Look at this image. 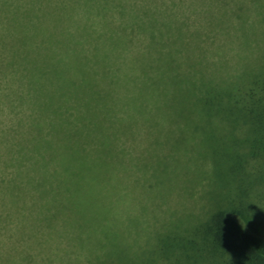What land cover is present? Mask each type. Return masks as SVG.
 Returning <instances> with one entry per match:
<instances>
[{"label":"trees","instance_id":"obj_1","mask_svg":"<svg viewBox=\"0 0 264 264\" xmlns=\"http://www.w3.org/2000/svg\"><path fill=\"white\" fill-rule=\"evenodd\" d=\"M0 114V264H137L125 214L144 171L128 158L148 123L217 125L199 169L226 186L248 163L264 183V0H0ZM236 190L203 203L190 236L172 220L144 235L148 254L264 261L231 206L264 216Z\"/></svg>","mask_w":264,"mask_h":264},{"label":"rangeland","instance_id":"obj_2","mask_svg":"<svg viewBox=\"0 0 264 264\" xmlns=\"http://www.w3.org/2000/svg\"><path fill=\"white\" fill-rule=\"evenodd\" d=\"M5 116L6 114H0V119ZM148 125L150 129L146 134L142 137H135L133 140L134 154L128 158L129 168L136 172L144 171L142 177L136 174L131 177V180L128 179L135 213L129 211L125 214L127 222L131 217L130 223H125L126 237L129 246L136 248L134 256L137 264H179L177 255L181 257L180 250L166 254L161 248L155 249L149 255L151 244L147 240L142 242L144 235H149L152 242L157 241L159 234L169 229L171 226L169 221L172 220L180 224L177 225L179 226L177 230L181 234L190 236L188 232L182 233L184 228L195 223L199 211L201 215L206 212L204 207L200 210L203 203L208 205L209 210L213 209L217 191L222 192L228 187L237 189L238 200L244 198L250 201L252 207L260 210V216H264V183L258 184L250 181L246 176L250 170L248 163L237 173H233L234 177L230 175L231 179L226 186H222L218 178L212 180L210 174L199 169L200 167L204 169V166L206 168L209 163L207 156L203 155L205 154L203 138L206 134L217 131L219 129L217 125L180 123L176 124L175 130L153 123H148ZM227 128L230 127H224L221 130L227 132ZM239 150L243 151L242 148ZM190 152L193 153L190 156L195 155L199 161L194 160V163L193 159L187 160V157L182 156ZM208 155L211 154L208 152ZM203 192H206V196ZM233 204L231 206L233 212L243 215L245 220L252 223L257 233L264 235V219L261 220L258 215V218L246 216L238 201ZM134 216H136L135 221ZM121 229L123 230L124 226ZM133 232L134 236L132 234L128 236V233ZM231 253L228 254L229 261L226 264H232V262L234 264H264L262 259L249 258L238 249ZM212 259L214 258H210L208 264L213 263ZM231 259L232 262H230Z\"/></svg>","mask_w":264,"mask_h":264}]
</instances>
